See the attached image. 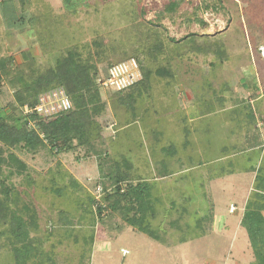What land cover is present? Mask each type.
<instances>
[{"label": "rangeland", "instance_id": "obj_1", "mask_svg": "<svg viewBox=\"0 0 264 264\" xmlns=\"http://www.w3.org/2000/svg\"><path fill=\"white\" fill-rule=\"evenodd\" d=\"M33 1H38L41 6L37 11L33 10L34 14L31 16L34 17L29 23L26 22L25 25H28L26 28L19 30V36L14 27L0 31V35L4 37L2 40L5 41L4 45H0V57H11L15 61L14 64L23 62L25 55H29L37 60V64L47 65L56 54L63 53L67 48L75 45H83L94 37L105 39L111 47L118 48L117 44L122 43L124 48L128 49L138 45L139 39L142 38L134 27L140 30L141 24L152 20L166 28L167 39L179 40L196 35L198 44L200 43L198 38H202L200 36L221 34L219 40L226 49L228 60L219 65L214 73L217 81L226 80L233 88L239 81H243V79L239 80L236 72L240 65L238 61L246 59L249 54L257 55L258 42L254 39V34L262 33L261 39L264 41V28L261 27L264 25V0H213L217 11L204 8L205 3L213 4L212 0H185L186 3L175 14L163 17L160 21L157 17L160 16V10L167 0H80L77 2V7L72 9H67L62 0ZM196 8H198L197 19L206 23L207 29L201 23L192 20L195 19L192 14ZM185 12L192 17L189 23L184 17ZM20 17L12 25L22 27ZM54 24L58 26L56 31L51 30ZM142 31H144L143 26ZM47 46L52 49H46ZM261 48L263 47H260L259 51ZM118 52L120 51L117 49ZM261 56L264 57L263 54ZM118 58L121 60L120 54ZM210 59L211 57L203 55L194 56L192 59L185 57L183 61L176 59L177 61L172 63V71L175 73V78L172 80L162 75H155L159 68H166L165 61L160 60L150 65L154 74L152 81L156 83L150 91H143L150 94V97H146L141 104L148 105V101L154 102L155 95L163 90V84L166 82L171 83L173 87L177 84L183 89L187 88L186 91L191 92V100L194 102L195 99L201 98L200 105H202L206 97L203 90L206 80L214 78L212 72H209ZM104 75L103 71H100V79H103ZM113 92L114 90H101L102 100L109 104L106 120L109 119L110 111L120 114L132 107L111 105L109 97ZM12 102V89L7 82H0V107ZM201 112L199 109L195 114L199 115ZM204 122L205 120L200 122L197 127L204 126ZM221 123L222 120L219 119L213 122L214 126ZM230 124H232L230 129L236 128L234 125H243L239 122ZM175 132L180 133L177 129ZM181 135L183 138L184 132ZM134 137L135 139L128 145L130 156L141 155L146 150L152 159L154 157L156 159L157 155L161 154V145L151 141L145 144L138 141L137 136ZM196 138L197 141L194 142ZM198 138V133L196 136L190 135L186 138L188 143L194 146V150H191L193 155L200 146L201 141L199 142ZM99 143H97L99 149L97 153L100 152L102 156L107 154L104 156L106 164L102 166L100 172L97 157L88 155V158H84L83 150L57 157L54 151V154H50L47 150L40 151L36 156L20 154L33 183L27 185L25 174L11 176L8 183L14 185L16 194L19 195L18 200L29 204L37 213L38 230L31 231L30 236L40 240L41 247L33 264H41L39 259L41 256L45 259L48 256L52 257L54 264H90L91 258L92 264H251L247 262V256L249 254L252 256V252L250 253L251 248L246 232L240 226V220L245 203L253 193L256 174L251 171L252 168L249 166L251 164L247 165L243 157L235 156L231 159L239 167V170H236L237 174L214 181H207V178L215 176L206 173L205 170L198 169L195 170L196 173L190 174L176 173L174 171L181 166L174 165L170 159L168 162L171 163V168L166 170L168 172V174L165 172L166 176H161L160 172L156 171L157 168L149 167L146 171L142 168L143 172L136 168L133 174H130L129 181L151 183L154 195L159 201L156 205V216L151 220L152 226L161 237V241L157 242L145 234L132 232L119 215L110 214L103 220H96L92 210L90 212L87 207H83L88 203L87 195L93 194L95 185L104 180L101 177L102 173L110 169L107 159L111 160L110 156L114 155V151L121 155V157L118 155L120 158L125 153L126 145L117 147L116 144L114 149L113 141L103 140L102 145ZM228 143L235 147L240 145L236 138L234 141L230 139ZM9 152L6 150L4 155ZM232 152L237 154L238 149L230 153ZM260 154L261 162L264 152L261 150ZM77 155H79L78 160ZM134 156L130 158L131 162ZM193 159L192 166L200 161L195 157ZM57 162L62 164L63 171L66 170L81 184L82 191L75 190L73 194L69 193L68 198H59L52 193L47 177L55 170ZM241 166H245V170L250 173H241L240 171L243 170L240 169ZM104 182L106 185L110 184L109 181ZM111 185L109 187H112ZM67 199L71 204H66ZM231 204L236 207L234 213L229 212ZM64 212H67L65 214L67 216L62 214ZM203 217L206 218L205 221L201 220ZM91 236L93 243L90 240ZM95 241H101V245L105 247L101 251L97 249L96 258L93 255ZM122 250L128 251V254L123 256ZM11 256L6 233H0V264H13Z\"/></svg>", "mask_w": 264, "mask_h": 264}, {"label": "trees", "instance_id": "obj_2", "mask_svg": "<svg viewBox=\"0 0 264 264\" xmlns=\"http://www.w3.org/2000/svg\"><path fill=\"white\" fill-rule=\"evenodd\" d=\"M78 1L80 0H62L67 9L77 7ZM184 3H186L185 0H167L157 20L160 21L163 17L175 14ZM217 3L220 4L219 1ZM204 8L218 10L214 2L213 4L205 3ZM197 10L198 8L194 9L192 14L195 19H192L187 12L184 13L187 23L194 20L207 29V24L197 19ZM140 28L139 30L134 27V30H137L142 37L138 45L128 49H125L122 43L117 44L118 48L111 47L105 39L94 37L83 45H75L67 48L63 53L56 54L52 61L44 66L37 64V60L29 55H25L24 61L19 64H14L11 57H0V82H7L13 93V102L0 107V229L2 228L0 233H6L13 264H33L41 247V241L30 236L31 231L38 230L36 210L29 204L19 201L14 185L8 183L11 176L22 174L27 177L25 179L27 185L33 183L26 172V163L20 156L23 154L36 156L40 151L47 150L50 154H54V151L57 157L83 150L84 158H88V155L97 157L99 172L106 164L104 156L107 154L102 156L100 152L97 153L99 150L97 143L103 144L100 141L101 134L103 129H107L105 115L109 105L101 97L102 88L98 83L100 71H103L105 74L103 78H105L111 66L130 58L137 60L143 79L129 89L114 91L109 97L111 105H123L124 108L128 105H143L142 101L148 97L146 95H149L143 91H150L156 83L152 81L154 74L150 65L160 60L165 61L166 68L155 70V75H162L170 80L175 78L172 63L176 59L183 61L185 57L192 59L197 55L211 57L208 65L212 76L216 68L228 60L226 49L219 40L221 34L200 36L202 38H198L200 43L197 44L198 36L196 35L179 40L167 39L166 28L152 20L144 22ZM57 29L58 26L55 24L51 27V30ZM54 42H56L55 36ZM46 49L52 48L49 46ZM117 49L120 52L117 53ZM118 54L121 55V60ZM57 87H62L66 91L72 105L70 111L45 119L36 115L23 114V107L35 105L39 94ZM209 102L204 100L202 105H213ZM6 150L10 152L4 155ZM166 151L170 152L168 148ZM259 151L261 153L260 148L256 152L257 159ZM114 152V155L110 156L111 160L107 157L110 169L102 173L101 177L104 180L97 183L101 184L104 190L101 204L97 203L95 206L96 202L90 193L87 195L88 203L83 207H87L90 212L92 210L96 220H103L110 214L119 215L127 226L160 242L161 237L151 224V220L156 216V205L159 203L154 195L152 184L144 181L141 183L129 181L130 174H133L129 154H126L125 150L120 158L121 155ZM78 156H76L77 160ZM262 158V161L258 163L257 159L249 158L251 171L256 175L253 193L245 203L240 220V226L246 232L251 248L253 257L251 264H264V156ZM231 159L219 164L214 163L213 176L224 177L236 173L237 164ZM48 175L50 190L59 198H68L69 193L73 194V191L83 189L66 170L63 171L60 162L55 164V170ZM104 181H109L112 187H109L110 184L106 185ZM65 201H67L66 204H71L70 200ZM104 212L107 214L103 215ZM201 220L205 221L206 218L203 217ZM90 238L93 243V236ZM39 259L41 264H54L52 257L48 256L45 259L41 256Z\"/></svg>", "mask_w": 264, "mask_h": 264}, {"label": "crops", "instance_id": "obj_3", "mask_svg": "<svg viewBox=\"0 0 264 264\" xmlns=\"http://www.w3.org/2000/svg\"><path fill=\"white\" fill-rule=\"evenodd\" d=\"M40 6L41 3L33 0H0V31H3L4 28L7 30L14 27L15 32L18 33L17 36H19V30L28 26L25 24L29 23V20L34 17L31 16V14H34L32 13L33 10L37 11ZM19 16H21L19 20L22 22V27L12 25ZM30 26L33 25L30 24ZM263 26L261 25L262 29L264 28ZM262 37L263 34L260 32L254 34V39L258 42L257 55L249 54L246 59L238 61L240 65L236 72H238L239 80L243 79V81H239L236 87L232 88L230 82L226 80L220 79V82L217 81L215 74L214 78L211 77L212 79L206 80L204 85L205 101H210L209 103H213V105H200L201 98L200 100L197 98L193 102L191 100V92H187V88L183 89L181 85L177 84H174L173 87L171 83L165 82L163 90L160 93L158 91L155 95L156 99L153 102L155 105H149L151 102L148 101V105H128L127 107L132 106L131 109L127 108L120 114H114L110 111L109 119L106 123L107 129H103L102 140L100 141H115V149L116 144L117 147L118 145H126V154L129 153V142L135 139L133 136H137L138 141L145 144L151 141L159 144V146L161 145V154L157 155V161L151 158L147 150L141 155H128L129 159L134 156V160L131 162L133 171L137 168L140 172H143L142 168L146 171V169L148 170L151 167L152 169L157 168L156 171L160 173H165L167 172L166 168H171V163L168 162L170 159L174 165L181 166L180 169L177 168L174 171L176 173L190 174L196 173L195 170L200 169L214 175L215 168H211L214 163L226 162L235 156L238 158L243 157L247 164L250 163L249 158L257 159L258 153L256 152H258L264 141V57L261 56L259 51L260 47H264ZM2 38L4 37L0 35V45L5 43ZM13 62L15 63V61ZM167 82L169 81L167 80ZM214 82L215 84H213ZM146 96L150 97V94ZM199 109L202 112L199 115L195 114ZM215 119L222 120V123L214 126L213 122ZM204 120V126L197 127ZM231 122L233 124L239 122L243 125L238 124V127L234 125L236 128L230 129ZM176 129L180 133L175 132ZM194 130L196 131L194 132ZM182 132H184L183 138H181ZM197 133L199 136L198 141L200 140L202 144L199 141L200 146L196 154L193 155L191 150H194V146H191L186 138L190 137V135L196 136ZM204 138L206 141L203 142ZM235 138L239 140L242 147L240 145L239 147L229 145L228 141L230 139L234 141ZM196 141L197 138L194 142ZM167 148L170 152L166 151ZM237 149V154L230 153ZM194 157L200 159V161L192 166L191 162ZM260 158L261 154L259 151L257 163L258 161L260 162ZM241 167L240 169H243L240 171L241 173H250V171L247 172L245 170V166ZM237 170H239V167ZM228 176L231 175L207 178V181L224 179ZM128 229H131L132 232H137L131 227H128ZM104 248L101 245V241H95L94 257L97 249L101 251ZM247 262H252L250 254L247 256ZM90 264H92V258Z\"/></svg>", "mask_w": 264, "mask_h": 264}, {"label": "built area", "instance_id": "obj_4", "mask_svg": "<svg viewBox=\"0 0 264 264\" xmlns=\"http://www.w3.org/2000/svg\"><path fill=\"white\" fill-rule=\"evenodd\" d=\"M260 52L264 56V47L260 49ZM142 79L143 75L137 60L130 58L111 66L108 70V75L103 79H99L98 83L103 90L124 91L138 84ZM71 109L72 105L66 91L62 87H57L39 94L35 105L32 107L26 105L22 111L26 116L36 115L45 119L66 113ZM260 149L264 152V141ZM103 191L101 184L95 185L92 194L96 202L95 206H97V203L101 204ZM235 210L236 207L233 204L230 205L229 212L234 213ZM106 214L107 212L103 213V215ZM121 253L125 256L128 251L122 250Z\"/></svg>", "mask_w": 264, "mask_h": 264}]
</instances>
